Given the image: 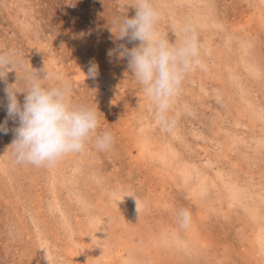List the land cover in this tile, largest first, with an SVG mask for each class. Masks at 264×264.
<instances>
[{
  "label": "rangeland",
  "instance_id": "374dc122",
  "mask_svg": "<svg viewBox=\"0 0 264 264\" xmlns=\"http://www.w3.org/2000/svg\"><path fill=\"white\" fill-rule=\"evenodd\" d=\"M153 3L170 42L195 28L204 65L182 84L172 131L116 51L139 44L113 26L135 16L133 0H0V53L21 61L0 79V124L5 89L23 104L26 72L44 69L113 136L106 151L90 143L52 167L21 165L9 148L18 120H8L0 264H264V0Z\"/></svg>",
  "mask_w": 264,
  "mask_h": 264
},
{
  "label": "clouds",
  "instance_id": "9594fccd",
  "mask_svg": "<svg viewBox=\"0 0 264 264\" xmlns=\"http://www.w3.org/2000/svg\"><path fill=\"white\" fill-rule=\"evenodd\" d=\"M132 7L136 10L135 16L118 18L113 26L118 39L128 38L139 44L130 49L120 45L116 51L120 57H127L131 74L153 105L155 120L166 131H172L177 124L172 109L182 84L190 72L204 67L198 36L195 28L186 24L181 29L183 38L170 42L158 30L160 13L153 0H133ZM108 54L113 55V51ZM20 64L15 51L0 53V79ZM97 75L98 65L91 63L87 77L94 79ZM25 80L23 104L17 98L21 91L13 85L5 89L7 118L0 124V132L7 133L8 120H18V127L13 129L15 138L9 147L17 164L52 167L69 154L83 152L90 143L100 151L112 147V134L98 132V110L74 103L71 85L66 79L44 69L43 75L31 69L26 72ZM177 218L186 228L191 214L181 209Z\"/></svg>",
  "mask_w": 264,
  "mask_h": 264
},
{
  "label": "bare ground",
  "instance_id": "6f19581e",
  "mask_svg": "<svg viewBox=\"0 0 264 264\" xmlns=\"http://www.w3.org/2000/svg\"><path fill=\"white\" fill-rule=\"evenodd\" d=\"M239 28V27H238Z\"/></svg>",
  "mask_w": 264,
  "mask_h": 264
}]
</instances>
